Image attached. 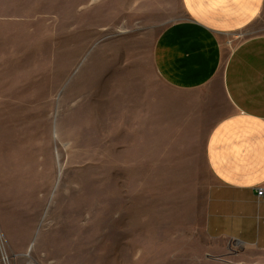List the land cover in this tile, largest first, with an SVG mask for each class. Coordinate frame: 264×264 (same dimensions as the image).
Wrapping results in <instances>:
<instances>
[{
  "label": "rangeland",
  "instance_id": "1",
  "mask_svg": "<svg viewBox=\"0 0 264 264\" xmlns=\"http://www.w3.org/2000/svg\"><path fill=\"white\" fill-rule=\"evenodd\" d=\"M183 17L178 0H0L7 68L21 49L0 69V264H264L213 254L206 167L157 120L130 128L129 87H162L154 43Z\"/></svg>",
  "mask_w": 264,
  "mask_h": 264
},
{
  "label": "crops",
  "instance_id": "2",
  "mask_svg": "<svg viewBox=\"0 0 264 264\" xmlns=\"http://www.w3.org/2000/svg\"><path fill=\"white\" fill-rule=\"evenodd\" d=\"M178 3L184 17L167 23L152 50L162 87H129L130 128L157 120V135L174 136L179 158L206 167L213 254L232 244L264 258V0ZM231 37L243 39L229 51ZM8 52L7 68L0 38V69L15 72L21 49Z\"/></svg>",
  "mask_w": 264,
  "mask_h": 264
},
{
  "label": "built area",
  "instance_id": "3",
  "mask_svg": "<svg viewBox=\"0 0 264 264\" xmlns=\"http://www.w3.org/2000/svg\"><path fill=\"white\" fill-rule=\"evenodd\" d=\"M258 195H259V197H263L264 190H260L259 193H258ZM5 262L7 263V258L4 257V264H6Z\"/></svg>",
  "mask_w": 264,
  "mask_h": 264
}]
</instances>
